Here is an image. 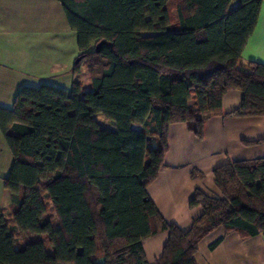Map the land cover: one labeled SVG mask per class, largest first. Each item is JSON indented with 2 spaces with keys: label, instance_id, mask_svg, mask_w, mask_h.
I'll use <instances>...</instances> for the list:
<instances>
[{
  "label": "trees",
  "instance_id": "16d2710c",
  "mask_svg": "<svg viewBox=\"0 0 264 264\" xmlns=\"http://www.w3.org/2000/svg\"><path fill=\"white\" fill-rule=\"evenodd\" d=\"M57 1L79 60L69 92L23 85L0 107L13 156L0 264H149L142 240L160 231L168 237L155 264H197L199 241L218 227L264 235V157L216 167L219 195L194 191L190 205L203 213L186 232L146 192L170 124L201 138L232 89L241 102L229 115L264 116V63L242 57L264 0Z\"/></svg>",
  "mask_w": 264,
  "mask_h": 264
},
{
  "label": "crops",
  "instance_id": "0c3cea01",
  "mask_svg": "<svg viewBox=\"0 0 264 264\" xmlns=\"http://www.w3.org/2000/svg\"><path fill=\"white\" fill-rule=\"evenodd\" d=\"M237 1L232 0L231 7ZM76 53V33L57 0H0V107H11L23 85L37 86L58 73L69 81ZM242 57L264 63V2ZM240 102L239 90L227 91L222 97V114L205 120L201 138L184 122L168 126L163 164L146 192L162 217L184 232L203 213L200 206L190 205L194 191L219 195L213 174L216 167L229 161L264 157V116L229 115ZM109 123L106 126L114 129ZM131 127L139 130L142 125L132 123ZM12 162V153L0 130V210L9 204L4 179ZM167 237V231H160L142 240L149 264L159 259ZM194 260L197 264H264V235L248 237L235 230L226 233L224 227H218L199 241Z\"/></svg>",
  "mask_w": 264,
  "mask_h": 264
},
{
  "label": "rangeland",
  "instance_id": "374dc122",
  "mask_svg": "<svg viewBox=\"0 0 264 264\" xmlns=\"http://www.w3.org/2000/svg\"><path fill=\"white\" fill-rule=\"evenodd\" d=\"M171 16H172V19H173V21H174V19H175V14H176V12H175V10H172L171 11ZM150 33H153V32H150ZM146 34H148V33H146ZM66 38H68V36H66ZM68 46V45H67ZM76 50H78L77 49V45H76ZM77 54V53H76ZM78 58V56L76 55L74 58H73V60H72V62H71V64L73 65V62H75V60ZM59 74V73H58ZM58 74H56L57 76H54V77H50V78H48V79H45L47 82H45V83H51V84H56V85H60V86H62V87H64V89L65 90H67V92H69L70 91V89H71V85H72V78L71 77H69L70 79H69V81H68V77H66L64 74H61V75H58ZM70 74H72V73H70ZM61 76H63V77H61ZM96 118L99 120V121H101V122H106L107 120H105L104 118H103V116H101L100 114H97L96 115ZM107 124L109 125L110 123L109 122H107Z\"/></svg>",
  "mask_w": 264,
  "mask_h": 264
},
{
  "label": "water",
  "instance_id": "95a60500",
  "mask_svg": "<svg viewBox=\"0 0 264 264\" xmlns=\"http://www.w3.org/2000/svg\"><path fill=\"white\" fill-rule=\"evenodd\" d=\"M79 60V58H77L76 60H75V62H77Z\"/></svg>",
  "mask_w": 264,
  "mask_h": 264
}]
</instances>
